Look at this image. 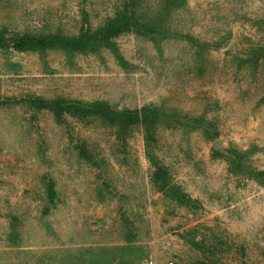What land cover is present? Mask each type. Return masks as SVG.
Instances as JSON below:
<instances>
[{
    "label": "rangeland",
    "instance_id": "374dc122",
    "mask_svg": "<svg viewBox=\"0 0 264 264\" xmlns=\"http://www.w3.org/2000/svg\"><path fill=\"white\" fill-rule=\"evenodd\" d=\"M169 1L138 2L158 34L114 37L120 0H0L7 38L74 36L86 18L126 63L0 49V264H264V0ZM54 98L156 107L152 153L192 203L152 185L141 130L121 143L93 120L58 123L41 103ZM231 148L261 181L229 171Z\"/></svg>",
    "mask_w": 264,
    "mask_h": 264
},
{
    "label": "trees",
    "instance_id": "16d2710c",
    "mask_svg": "<svg viewBox=\"0 0 264 264\" xmlns=\"http://www.w3.org/2000/svg\"><path fill=\"white\" fill-rule=\"evenodd\" d=\"M138 2L139 0H120L113 16L106 21L109 32L114 37L126 33L142 34L148 37L158 34L159 25L157 22L141 23L139 21L136 14ZM177 2V0H170L168 5L172 7ZM86 24L87 21L84 18L83 26L74 36L55 32L37 35L13 34L7 38L5 31L1 30L0 49L10 48L16 52L36 51L40 53L45 50H60L65 53L85 52L94 54L105 48L111 53L115 62L120 67L125 68L126 63L116 44L94 33L89 27L84 26ZM41 103L51 111L56 122H62L65 115L81 121L93 120L112 129L116 140L121 143H125L135 129L141 130L145 154L152 166L150 176L152 185L158 192L163 193L169 200L180 206H189L192 203L190 197L172 182L167 167L160 163L152 153L156 143V129L161 122V115L156 107H142L140 110L117 109L100 101L92 103L66 102L61 98L43 100ZM246 154V152L236 148L229 149L225 156L229 171L246 173L248 177L261 181L263 172L250 167L246 161ZM243 160H245V164ZM46 195L49 199L54 197L52 182H48L46 185Z\"/></svg>",
    "mask_w": 264,
    "mask_h": 264
},
{
    "label": "water",
    "instance_id": "95a60500",
    "mask_svg": "<svg viewBox=\"0 0 264 264\" xmlns=\"http://www.w3.org/2000/svg\"><path fill=\"white\" fill-rule=\"evenodd\" d=\"M214 146H215L216 148H220L219 142L216 141V142L214 143Z\"/></svg>",
    "mask_w": 264,
    "mask_h": 264
}]
</instances>
